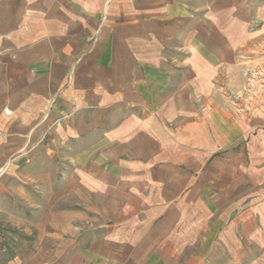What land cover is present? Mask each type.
<instances>
[{"label": "crops", "instance_id": "crops-1", "mask_svg": "<svg viewBox=\"0 0 264 264\" xmlns=\"http://www.w3.org/2000/svg\"><path fill=\"white\" fill-rule=\"evenodd\" d=\"M192 6L205 14L187 21L185 56L160 48L180 42L183 27L181 4L160 1L150 9L160 18L157 33L150 27L119 37L128 48L99 51V75L95 67L73 69L63 113L24 144L28 164L22 153L11 158L23 149L22 134H1L0 212L28 217L30 230L45 236L52 253L37 264H230L239 257L237 228L245 233L246 217L230 223V208L239 213L246 201H264L261 171L248 174L260 168L263 134L247 141L260 121L243 120L221 90L243 86L264 58V0ZM252 89L264 103V81ZM0 110L11 114L5 102ZM234 147L242 155L249 149L251 162L231 166L225 154ZM249 182L260 191L240 192Z\"/></svg>", "mask_w": 264, "mask_h": 264}, {"label": "rangeland", "instance_id": "rangeland-1", "mask_svg": "<svg viewBox=\"0 0 264 264\" xmlns=\"http://www.w3.org/2000/svg\"><path fill=\"white\" fill-rule=\"evenodd\" d=\"M160 1L169 3L174 0H0V38L5 39L6 46L4 57L0 56V66L3 67L0 97L4 96L0 104L5 102L11 112L0 116V136L3 133L11 136L21 133L24 145L34 131L53 123L52 114L63 113L60 101L72 82L73 69L77 71L79 65L87 69L95 67L99 75V67L102 66L98 63L99 51L110 52L118 46L128 48L126 42L118 41L121 36L120 40L128 35L141 36L150 27H153L150 33H157L155 26L160 18L156 9H150L156 8ZM176 1L181 4L183 14L181 41L161 43L163 46L160 48L185 56L189 49L185 43V33L190 28L187 21L191 17L200 19L205 14L191 6L198 3L204 8L208 0ZM34 12L39 17L34 16ZM250 52L252 55L255 53ZM252 59L247 56L240 58L246 62ZM259 61L256 67L254 65L247 70L243 86L224 89L221 93H229L231 108L235 113L243 114V120L250 123L251 120L260 121L249 130L247 141L251 142L263 134L256 143L264 145V103L257 100L261 90H250L255 83L264 81V58ZM261 94L264 95V91ZM43 137H47L46 133ZM240 151L234 147L225 154L229 155L227 159L231 166L251 162L249 149H245L243 155ZM20 154L23 163L28 164L29 150L25 145L11 158ZM258 164L260 168L252 169L248 174L253 179V173L261 171L259 182L262 183L261 191H264V154ZM257 187L249 182L240 192L249 195L260 191ZM228 204L230 207L237 205L233 201ZM13 214L12 210L5 215L0 212V264H37L40 258L52 253L45 249L48 241L44 235L30 230L28 217L18 219ZM238 215L246 217L245 233L241 227L237 228L239 257L230 258L229 263L264 264V201H246L239 213L238 208H230L229 222L232 223ZM231 247L233 249L234 244ZM231 254L232 251L230 257Z\"/></svg>", "mask_w": 264, "mask_h": 264}]
</instances>
